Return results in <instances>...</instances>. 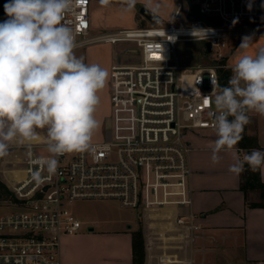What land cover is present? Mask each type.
Instances as JSON below:
<instances>
[{
  "label": "built area",
  "instance_id": "1",
  "mask_svg": "<svg viewBox=\"0 0 264 264\" xmlns=\"http://www.w3.org/2000/svg\"><path fill=\"white\" fill-rule=\"evenodd\" d=\"M193 1L223 24L188 20L190 26L176 25L188 13L187 2L178 0L168 25L150 23L91 35V1L74 0L63 22L73 29L76 48L96 41L131 42L139 59L111 66V115L104 139L93 141L95 153L62 155L56 173L49 176L41 164L48 155L45 143L33 145L31 155L22 146L21 164L9 166L21 171L10 174V180L17 177L12 182L15 208L0 213V264H62L63 238L83 226L70 209L78 200L115 199L122 207L141 209L143 218L166 229L171 223L194 234L202 230L193 209L191 147L185 135L214 128L215 108L207 97L212 78L220 84L231 41L264 31V26L248 25L250 20L264 23V16L259 0ZM193 27L212 30L202 41L210 42L214 58L186 65L176 43L196 40L189 34ZM33 173L40 174V182ZM253 264H264V259Z\"/></svg>",
  "mask_w": 264,
  "mask_h": 264
},
{
  "label": "clouds",
  "instance_id": "2",
  "mask_svg": "<svg viewBox=\"0 0 264 264\" xmlns=\"http://www.w3.org/2000/svg\"><path fill=\"white\" fill-rule=\"evenodd\" d=\"M138 2L120 0L125 12H134ZM99 3L108 6L110 0ZM151 4L146 0L145 8L155 16L158 5ZM73 7L74 0H8V19L0 22V157L8 155L11 145L26 146L31 155L32 146L43 140L48 155L41 164L49 176L57 171L58 157L96 152V113L109 79L106 68L75 54L73 29L63 22ZM211 32L193 27L189 34L205 40ZM251 43L246 36L239 48L246 50ZM231 72L227 86L212 78L207 96L215 108L213 165L220 163L221 152L233 151L242 140L249 113L264 117V48L239 55ZM245 166L264 172V151L245 152L228 170L238 177ZM33 179L40 182V174L33 173Z\"/></svg>",
  "mask_w": 264,
  "mask_h": 264
},
{
  "label": "crops",
  "instance_id": "3",
  "mask_svg": "<svg viewBox=\"0 0 264 264\" xmlns=\"http://www.w3.org/2000/svg\"><path fill=\"white\" fill-rule=\"evenodd\" d=\"M90 1L93 28L97 23L95 11L100 3L99 0ZM246 36L251 37V46L241 50L239 46ZM230 47L225 68L231 70L239 55H254L264 48V31L255 30L242 38L233 39ZM249 118L251 125L247 127V132L257 134L260 145L264 147V117L249 113ZM185 136L191 147L193 209L200 215L202 230L194 234L171 223L166 229L165 224L154 223L145 217L142 221L145 264H216L219 258L225 260L222 264H253L256 260L264 259V208L248 206L249 200L258 199L257 193H250L246 199L240 187L241 174L237 177L228 170L234 160L237 157L242 159L247 151L236 146L233 151L221 152L220 163L213 165L211 149L216 139L214 128L189 130ZM23 153L19 152L15 158L22 160ZM10 157L1 158L4 164H0V175L7 176L8 180L12 173L21 174L19 169L11 170L9 166H4ZM261 176L264 180V172H261ZM178 228L179 235L174 234ZM134 229L128 226L123 230L96 232L89 227V230L81 232V229L76 234L67 235L63 238L62 264H133L131 231ZM85 236L90 238L89 242L79 241L80 237ZM232 248L236 250L234 256L230 251ZM241 248L243 252L238 255Z\"/></svg>",
  "mask_w": 264,
  "mask_h": 264
},
{
  "label": "rangeland",
  "instance_id": "4",
  "mask_svg": "<svg viewBox=\"0 0 264 264\" xmlns=\"http://www.w3.org/2000/svg\"><path fill=\"white\" fill-rule=\"evenodd\" d=\"M177 1L178 0H152L150 6L158 5V12L156 14L161 18L160 24L168 25L171 22L172 13ZM145 2L146 0H139L134 12L123 11L120 0H110V5L108 6L98 4V9L95 11V20L97 23L96 26L91 29V35H99L104 32L115 31L119 28L148 26L150 22L140 12V7L145 6ZM251 23L252 26L258 28L264 26V23L258 20H250L248 25ZM175 24L190 26V22L184 16L178 17L175 20ZM204 47L205 43L202 40H182L176 43V53L182 63L186 65H196L202 61L214 58V55L207 52V49L205 52ZM75 54L78 57H83L86 63L99 64L109 72L107 85L100 93L101 103L96 113V118L100 121V127L93 138V141L103 140L106 134L112 106L110 92L111 66L119 63L125 64L137 62L140 53L137 46L131 42H118L114 44L110 42L96 41L83 47L76 48ZM250 125L251 123L249 122L246 125V128H249ZM41 135L45 136L46 133L41 130ZM19 152H24L22 146L11 145L8 151V155H11V157L7 162L8 164H5L4 166L20 165L21 159L15 158ZM1 158L3 157H0V164L3 166L4 163H1V160L3 161ZM16 178L17 177L13 175V178L8 180L7 176L3 177V175H0V181H2L12 192V196H9V198H4L0 195V213L15 208L12 197L13 199H16V194L12 189V184L15 183ZM3 191V189H0V193H3ZM252 198H254V196H252ZM70 209L83 224L81 232L89 230V227H93L96 232L123 230L128 226L137 228L144 220L141 215V209L122 207L119 201L115 199L78 200L70 206ZM174 234H179V230L174 231ZM89 239L90 238L85 236L80 237L79 241L86 243L89 242ZM230 251H232L231 254L234 256L236 250L232 248ZM242 252L243 248L239 249L238 255H241ZM221 259L222 258H219V262L216 264H222V262H225V260ZM212 260L213 259L210 258V261ZM237 264H241V262H238Z\"/></svg>",
  "mask_w": 264,
  "mask_h": 264
},
{
  "label": "trees",
  "instance_id": "5",
  "mask_svg": "<svg viewBox=\"0 0 264 264\" xmlns=\"http://www.w3.org/2000/svg\"><path fill=\"white\" fill-rule=\"evenodd\" d=\"M6 0H0V22L5 21L6 13L4 11V4ZM227 57L223 60V63H226ZM221 79L224 83V86H227L229 77L232 75V72L228 68H222L220 70ZM242 140L238 143L237 147L245 149L250 153L253 149H259L264 151L259 143V138L257 134H249L245 126L242 133ZM241 189L244 191L246 199L249 198V194L252 192L257 193V200H249L248 206L250 207H260L264 208V180L261 176V171H251L247 166H245V171L241 173ZM0 189H3V193H0L4 198H9L12 196V192L7 188L2 181H0ZM12 200L15 201V199ZM132 234V251H133V264H145L146 258V247L145 239L143 234L142 222L140 225L131 231Z\"/></svg>",
  "mask_w": 264,
  "mask_h": 264
},
{
  "label": "water",
  "instance_id": "6",
  "mask_svg": "<svg viewBox=\"0 0 264 264\" xmlns=\"http://www.w3.org/2000/svg\"><path fill=\"white\" fill-rule=\"evenodd\" d=\"M188 5V13H187V20L189 21H203L209 25H221L223 24V20L219 16L214 15H207L203 13L200 9L199 4L195 3L193 0H185ZM264 0H259L258 2V10L260 12V16H264ZM141 14L148 19V21L154 25L160 23V17L159 15H153L149 10L145 8V6L140 7ZM205 47L209 52L212 51V47L209 41H204ZM220 85L224 86L223 81H220ZM231 119V117H229Z\"/></svg>",
  "mask_w": 264,
  "mask_h": 264
}]
</instances>
